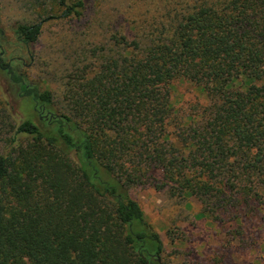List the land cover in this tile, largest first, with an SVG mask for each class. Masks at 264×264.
I'll return each mask as SVG.
<instances>
[{"label": "trees", "instance_id": "16d2710c", "mask_svg": "<svg viewBox=\"0 0 264 264\" xmlns=\"http://www.w3.org/2000/svg\"><path fill=\"white\" fill-rule=\"evenodd\" d=\"M59 2L63 16L85 5ZM41 31L19 23L17 43L29 47ZM132 44L137 53L71 77L75 116L55 113L53 92L0 53L14 121L0 150V264H166L130 194L136 182L164 188L146 176L157 169L177 182L173 194L201 200L202 215L264 213V0L202 3L143 49ZM185 80L207 104L175 116L172 91ZM44 107L59 117L41 118Z\"/></svg>", "mask_w": 264, "mask_h": 264}, {"label": "rangeland", "instance_id": "374dc122", "mask_svg": "<svg viewBox=\"0 0 264 264\" xmlns=\"http://www.w3.org/2000/svg\"><path fill=\"white\" fill-rule=\"evenodd\" d=\"M223 1L84 0L81 15L63 16L59 0H0V53L4 62L29 81L53 92L55 113L74 115L67 97L71 77L94 76L108 59L137 53L133 42L143 49L161 33L170 32L195 6L220 5ZM19 23L42 24L39 38L29 47L17 43L15 29ZM5 94L7 86L0 69V150L14 125ZM172 98L175 116L207 104L204 92L187 80L174 85ZM30 108V104H15L21 118L30 116ZM146 176L164 188L136 182L130 194L161 235L166 264H264V213L253 219L245 216L242 221L241 217L225 215L219 221L202 215L205 206L197 197L173 194L178 184H165L162 169L149 171Z\"/></svg>", "mask_w": 264, "mask_h": 264}, {"label": "flooded vegetation", "instance_id": "af4514ba", "mask_svg": "<svg viewBox=\"0 0 264 264\" xmlns=\"http://www.w3.org/2000/svg\"><path fill=\"white\" fill-rule=\"evenodd\" d=\"M40 111V109H38ZM50 113L49 110H47V108H42V111H40L39 115L41 118L45 119L47 118V114ZM50 118V117H49Z\"/></svg>", "mask_w": 264, "mask_h": 264}, {"label": "water", "instance_id": "95a60500", "mask_svg": "<svg viewBox=\"0 0 264 264\" xmlns=\"http://www.w3.org/2000/svg\"><path fill=\"white\" fill-rule=\"evenodd\" d=\"M59 117V115H55L54 113L50 112L47 114V118Z\"/></svg>", "mask_w": 264, "mask_h": 264}]
</instances>
